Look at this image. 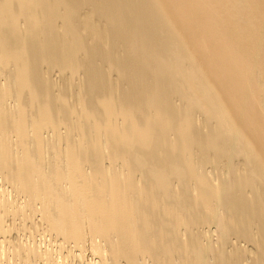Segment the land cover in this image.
I'll return each mask as SVG.
<instances>
[{
	"label": "bare ground",
	"instance_id": "obj_1",
	"mask_svg": "<svg viewBox=\"0 0 264 264\" xmlns=\"http://www.w3.org/2000/svg\"><path fill=\"white\" fill-rule=\"evenodd\" d=\"M209 1L0 0V264H264V0Z\"/></svg>",
	"mask_w": 264,
	"mask_h": 264
},
{
	"label": "water",
	"instance_id": "obj_2",
	"mask_svg": "<svg viewBox=\"0 0 264 264\" xmlns=\"http://www.w3.org/2000/svg\"><path fill=\"white\" fill-rule=\"evenodd\" d=\"M209 2L214 6L216 12H220V13L224 14V16H222V20H225V18H227L228 16H230L232 20H236L237 14L243 13V9L246 8L245 4H244L245 0H227L226 3L224 0H210ZM216 6H219V8L216 9ZM225 12H228L227 15H225ZM149 13H150V11H146V7H145L141 13L143 15H140L142 17L140 19H138L136 17L137 15H139L137 13V11L136 12L135 11H132V12L124 11V12L120 13V17H121L120 20H117V19H115V20L117 21V23H119L124 28H128V27L134 28V25H135V27L137 28V36L136 37L143 39V42H142V48L143 49L140 50L141 53H143L142 51L155 53V54H158L157 56H159V55L162 56L164 58V61H166V59L168 58V56L166 57V53L161 52V51L159 52V51H148V50H146V46L148 45L146 42L149 43V42H151L150 40H153L154 38L162 37L161 31L164 28L163 18L166 17L163 14L160 15V13H157V12H156L157 17H153V16H150ZM126 16H130V18L128 20H126V18H125ZM220 19H221V17H220ZM170 33H172L171 30H170ZM229 34H228V36H230V39H232L231 34L230 35ZM115 35H117V32H113V39L114 40H115ZM131 42H132V45H131L132 48H134L135 51H139V48L136 46V44L141 42V41H138L134 44L132 39H131ZM175 49L176 48H174V50ZM114 51H115V49H114ZM183 51L184 50L177 53L175 50V52L177 54H179V56L183 53ZM76 52H77V50L75 51V53ZM137 55H139V52L137 53ZM139 58L141 60L140 55H139ZM151 60H154L156 62V64L153 65V67H152L151 62L149 63L148 73H147V68L141 66L142 61L137 62L136 66L135 65L129 66L128 70L132 69L130 71H135V72L133 74H130V73L128 74L131 76V80H130L131 84H127L129 82V80H128V82L126 80H124L126 83L125 85H127V91H125V93H123V95L126 93H129V92H133V91L137 92V91H140L141 89H143V84H144V81L146 80L147 76L145 78V76H141V73L143 75H150L149 73H153V72H154V74H157L155 76H157L158 84L164 89V90H160L163 94H165L167 87L174 84V81L171 80L169 75L164 76V74H163V72L159 66V62L153 58ZM112 63L114 65V68H116V69L119 68L120 70H122L120 62H118L116 60H112ZM103 69L105 70V67H103ZM104 70L103 71L99 70V74L92 71L90 74V77H102V76L106 77L107 75H106V72ZM192 71H193V69H192ZM136 75H137V78H136ZM202 86L205 88L203 81H202V85H199L196 87H197V89H201ZM151 88H152V85H150L148 80H147V84L145 85V90L146 91H152L153 89H151ZM111 93H112V91H111ZM124 107H132V106L128 105V104H123L121 108H124ZM213 110H214V112L215 111L219 112V110L217 108H215ZM121 111H123V110H119V112H121ZM157 115H158L157 120L161 121L160 123H163L167 117L164 113H160ZM169 120L171 122V119H169ZM136 121L138 123L140 122L137 119H136ZM158 124L152 125L150 127V141L145 145V146H147L150 144L149 148H151L152 145L155 146L158 142H161V140H162V137L159 135L160 133L158 131L161 128V124L159 125V127H158ZM211 135H210V137H211ZM156 136L159 140L158 139L154 140ZM119 139H117V140H119ZM133 148H131V149H133ZM127 157L129 158V155ZM132 164L135 165L134 163H132ZM130 167H131V164H130ZM133 170H135V169L131 168V171H133Z\"/></svg>",
	"mask_w": 264,
	"mask_h": 264
},
{
	"label": "rangeland",
	"instance_id": "obj_3",
	"mask_svg": "<svg viewBox=\"0 0 264 264\" xmlns=\"http://www.w3.org/2000/svg\"><path fill=\"white\" fill-rule=\"evenodd\" d=\"M52 76L54 77L53 79H56V78H55V76H57V75H56V72H54ZM75 85H76V84H75Z\"/></svg>",
	"mask_w": 264,
	"mask_h": 264
}]
</instances>
